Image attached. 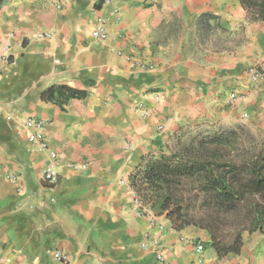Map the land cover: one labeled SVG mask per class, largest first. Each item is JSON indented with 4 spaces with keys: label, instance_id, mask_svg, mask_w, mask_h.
<instances>
[{
    "label": "crops",
    "instance_id": "obj_1",
    "mask_svg": "<svg viewBox=\"0 0 264 264\" xmlns=\"http://www.w3.org/2000/svg\"><path fill=\"white\" fill-rule=\"evenodd\" d=\"M99 16L103 40L91 35ZM263 51L264 21L238 0H0V261L56 264L59 250L81 264H163L158 248L167 264H264L263 234L218 258L203 229L137 212L129 180L185 126L247 122L264 137V78L246 73ZM54 86L84 94L60 103L45 97ZM26 115L57 154L53 184Z\"/></svg>",
    "mask_w": 264,
    "mask_h": 264
},
{
    "label": "trees",
    "instance_id": "obj_2",
    "mask_svg": "<svg viewBox=\"0 0 264 264\" xmlns=\"http://www.w3.org/2000/svg\"><path fill=\"white\" fill-rule=\"evenodd\" d=\"M250 21H264V0H238ZM215 19L206 13L199 23ZM65 86L45 97L60 103L83 96ZM142 205L175 230L208 233L218 258L240 252L245 232L264 235V137L251 125L185 126L155 158L129 176Z\"/></svg>",
    "mask_w": 264,
    "mask_h": 264
},
{
    "label": "built area",
    "instance_id": "obj_3",
    "mask_svg": "<svg viewBox=\"0 0 264 264\" xmlns=\"http://www.w3.org/2000/svg\"><path fill=\"white\" fill-rule=\"evenodd\" d=\"M116 10L114 9L112 13H115ZM92 37L98 40H103L107 37V32L105 30V18L104 17H97L96 24L92 29L91 33ZM120 54V52H118ZM130 56H127V59H130ZM138 66H147L141 61H137ZM150 68V65H148ZM246 73L248 79L253 85H258L261 80L264 78V51L259 55L257 60L247 67ZM156 97V96H155ZM231 98L235 97V93L230 94ZM23 125L28 131V139L29 141L36 146L37 149L40 151H45L47 153V162L45 164L43 170V179L49 183L53 184L57 180V171L55 170L58 157L56 152L51 149L46 141L43 127L44 121L40 118H37L33 115H26L23 119ZM72 168L76 169L78 167L84 168L85 164H70ZM134 204L137 209V212H142L146 209L144 205H142L141 200L139 199L138 195L135 193L134 197ZM145 238V237H144ZM146 242H142V246H145ZM194 250L197 254H201L204 250L203 242H194L193 243ZM156 259L163 264H167L161 251L156 250L155 252ZM53 259L55 260L56 264H81L79 262L73 261L70 259L69 255L63 251L55 250L53 251ZM0 264H9L7 261H0Z\"/></svg>",
    "mask_w": 264,
    "mask_h": 264
},
{
    "label": "rangeland",
    "instance_id": "obj_4",
    "mask_svg": "<svg viewBox=\"0 0 264 264\" xmlns=\"http://www.w3.org/2000/svg\"><path fill=\"white\" fill-rule=\"evenodd\" d=\"M217 34H221L223 38L227 39V45H229L233 41V37L231 35H227L226 33H220L219 30L217 31ZM245 123H247V122H245ZM247 124H249V123H247ZM251 126H252V128L256 129L259 133H261V135H262L261 127L259 125L252 124ZM245 233H247V232H245Z\"/></svg>",
    "mask_w": 264,
    "mask_h": 264
}]
</instances>
